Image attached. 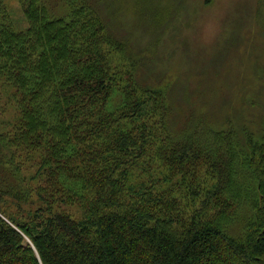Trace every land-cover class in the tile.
I'll list each match as a JSON object with an SVG mask.
<instances>
[{
    "label": "trees",
    "instance_id": "1",
    "mask_svg": "<svg viewBox=\"0 0 264 264\" xmlns=\"http://www.w3.org/2000/svg\"><path fill=\"white\" fill-rule=\"evenodd\" d=\"M116 1L18 0L17 28L0 0V264H264L262 129L177 130L174 81L140 85L117 33L147 0Z\"/></svg>",
    "mask_w": 264,
    "mask_h": 264
},
{
    "label": "rangeland",
    "instance_id": "2",
    "mask_svg": "<svg viewBox=\"0 0 264 264\" xmlns=\"http://www.w3.org/2000/svg\"><path fill=\"white\" fill-rule=\"evenodd\" d=\"M4 3L14 25L27 27L18 0ZM120 3L116 1L117 6ZM54 6L55 16L66 14L62 3ZM138 6L135 3L133 11ZM144 11L124 12L127 26L117 33L129 38L134 23L133 50L140 47L138 42L141 51L146 49L142 56L148 68L137 72L140 85L157 79L170 85L174 81L170 101L177 108L175 124L181 119L185 128L182 133L195 130L199 119L211 130L222 129L232 119L245 122L259 138L258 131L264 133V0H147ZM15 118V103L0 93V123ZM170 128L175 132L172 117ZM31 155L22 156L25 168L34 165L29 173L35 172L40 158L37 152ZM37 185L31 182L33 188ZM30 200L24 207L40 204L36 190Z\"/></svg>",
    "mask_w": 264,
    "mask_h": 264
}]
</instances>
